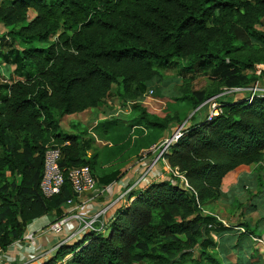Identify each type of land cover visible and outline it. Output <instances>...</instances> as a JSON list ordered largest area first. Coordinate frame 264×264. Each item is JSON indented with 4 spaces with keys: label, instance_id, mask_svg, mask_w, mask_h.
I'll use <instances>...</instances> for the list:
<instances>
[{
    "label": "trees",
    "instance_id": "obj_1",
    "mask_svg": "<svg viewBox=\"0 0 264 264\" xmlns=\"http://www.w3.org/2000/svg\"><path fill=\"white\" fill-rule=\"evenodd\" d=\"M30 10L35 16L24 24ZM0 23L10 29L0 33L3 250L34 219L64 215L76 197L72 167L89 165L105 187L143 147L187 121L166 158L191 188L163 179L133 190L107 232L64 243L39 264H264L254 239L264 234V94L252 100L224 94L222 112L211 120L204 104L263 78L257 65L264 64V0H0ZM16 38L27 46L17 47ZM177 61L187 72L210 71L216 83L203 90L184 84L164 116L149 112L143 102L155 91L150 83L158 66ZM92 108L106 115L92 132L80 123L77 133L63 131L65 116ZM135 128H141L136 135ZM98 139L107 142L99 146ZM51 143L61 148L65 180L47 197L41 181ZM243 166L253 169L252 179L241 182L248 198L236 207L262 218L226 225L204 210L224 195L228 174Z\"/></svg>",
    "mask_w": 264,
    "mask_h": 264
},
{
    "label": "built area",
    "instance_id": "obj_2",
    "mask_svg": "<svg viewBox=\"0 0 264 264\" xmlns=\"http://www.w3.org/2000/svg\"><path fill=\"white\" fill-rule=\"evenodd\" d=\"M264 70V64L257 65V73L261 74ZM149 92L152 94L153 89H150ZM235 93L239 95L240 93L243 96H247L252 100L255 95L264 94V87L259 86V83L256 81L254 84L247 87H234L232 89H227L224 93L214 95L210 97L204 104L207 106V118L211 120L213 117L219 115L222 112V106L220 102V97L224 94ZM247 93V95H244ZM184 122L181 124L171 135L165 137L159 142L154 143L152 146L143 150L140 154L141 160H145L148 156H152L150 160L146 161L142 165L135 183L130 185L123 191L111 204L121 203L122 206L130 203L134 198H129L131 191L138 188H145L149 184L157 180H170L178 179L179 183L185 188H191L189 185L188 179L184 172L180 170L178 166H172L166 158L168 152H170L172 145L183 135V129L185 127ZM69 144V141L66 142ZM150 152L151 154H147ZM62 157L61 148L59 146H49L45 153L44 159V174L41 181V189L45 196L51 197L55 194H58L61 191V188L64 184L65 176L60 167V160ZM162 163L164 165V171L158 172V165ZM68 177L72 184V187L76 193V197L68 199L66 207L68 208L64 215L52 221L49 225V231L56 235H62L65 232L66 226L71 223L74 219L77 221L78 225L71 229L66 236H64L55 246V250L64 243H73L80 239H83L86 234L91 232L105 233L108 230L109 223L113 220L114 214L110 220H104L108 208H101L98 212L91 216L85 215L81 209H83L85 202L81 199V196L86 192H97L104 191L105 187H99L96 177L94 176L91 167L89 165L75 166L72 167L68 172ZM101 189V190H100ZM205 213H210L207 210H204ZM219 218L222 219L220 216ZM241 230H244L243 227H238ZM24 238L32 240L35 238V233L33 231L26 232ZM259 244H264V234L261 237L254 238ZM0 247V255L4 252Z\"/></svg>",
    "mask_w": 264,
    "mask_h": 264
},
{
    "label": "crops",
    "instance_id": "obj_3",
    "mask_svg": "<svg viewBox=\"0 0 264 264\" xmlns=\"http://www.w3.org/2000/svg\"><path fill=\"white\" fill-rule=\"evenodd\" d=\"M148 109V108H147ZM119 111H122L121 109ZM149 112H151L148 109ZM153 113V112H151ZM158 114V113H155ZM166 113L164 112V115ZM160 115V114H158ZM160 115V116H164ZM106 115L103 111V108H92L87 109L80 113H75L71 115H67L63 118V121L61 122L62 129L65 132L68 133H77L79 132L78 129H75V124L80 123L83 127L87 126L89 130L92 132L94 126L98 123L100 119L105 118ZM67 125V126H65ZM141 128H135L133 129L135 131V135L137 133V130ZM147 131V130H146ZM171 135V131H167L166 134L164 133L163 136L156 142H159L160 140L164 139L165 137ZM107 141L103 140H97V144L99 146H103L106 144ZM155 142V143H156ZM153 145V144H152ZM151 145V146H152ZM149 147H143L141 151L139 152L138 156L142 153L143 150H146ZM91 154V152H89ZM148 156L145 160L140 161L141 158L138 159H132L131 162L123 169L124 173L120 177L119 180L111 183L110 185H107L104 191H97V192H86L81 196V199L84 200L85 205L81 211L87 215L91 216L98 212L101 208H105L106 206L109 207V204H111L116 198L121 194L123 191L126 190L130 185L135 183V180L138 177V174L140 170L142 169V165L144 162L151 159ZM136 158V156L134 157ZM107 165V164H106ZM105 165V166H106ZM158 172L164 171V165L160 163L158 165ZM238 174L236 171H238ZM253 173V169L251 167H240L235 171H232L228 174L226 177L223 185L222 190L224 192V195L217 199L216 201L212 202L210 205H208V208L205 209L209 212H215L218 206V203L220 201H229V203L234 208L236 207V201L237 199H240L244 202L247 201L248 198V192L244 190L240 184L243 180H251V175ZM100 187V186H99ZM101 188V187H100ZM143 189L138 188L136 190ZM101 190V189H100ZM116 197V198H115ZM243 197V198H242ZM67 205V204H66ZM122 207V204L119 202L115 204H111L108 208V211L106 215L104 216V220H110L112 217V214H116L117 211ZM68 208L64 207V212ZM211 210V211H210ZM218 215V214H217ZM250 219V218H247ZM53 221V218L48 215L41 216L39 218L34 219L30 224L27 226L26 232L33 231L35 233V238L32 240H28L24 238V235L22 238L16 240L7 250H5L0 255V264H39L44 262L46 259H48L50 256H52L55 252V246L57 243L68 234L71 229L78 225L76 220H72L71 223H69L66 228L65 232L62 235H56L49 231L48 225ZM264 228V224H262Z\"/></svg>",
    "mask_w": 264,
    "mask_h": 264
},
{
    "label": "rangeland",
    "instance_id": "obj_4",
    "mask_svg": "<svg viewBox=\"0 0 264 264\" xmlns=\"http://www.w3.org/2000/svg\"><path fill=\"white\" fill-rule=\"evenodd\" d=\"M35 16V13L33 10H30L29 18L24 23H28L33 17ZM22 24L16 26L15 28L20 27ZM10 29L6 28L2 23H0V33L8 32ZM15 44L19 48L26 47L27 44L19 39L16 38ZM11 67L8 65L2 63V69L4 72H9ZM159 70V77L157 80L151 82L150 84L154 88V92L151 94L148 92L146 96L144 97V106H146L151 112L158 113L160 115H164V112L167 111V103L168 102H174V97L176 95H179L180 89L184 84L189 83L191 88L194 90H203L206 88H209L213 86L217 78H215L210 71H204V70H192V71H184L182 68L181 63L179 61L175 62L174 64H170L167 66H158ZM259 86L264 87V76L261 77L258 81ZM244 95H247V93H244ZM229 97V96H228ZM234 97H243V94L240 93L239 95H235ZM112 104L114 108H120L125 107L122 105V102L117 99L112 100ZM130 107L126 106V109H124L125 113H129ZM205 110L201 112V116L204 117ZM191 114L189 115V117ZM186 122V121H185ZM67 126V125H65ZM180 125H175L171 128V134L179 127ZM166 134V132H165ZM50 146L52 145L49 144ZM147 154H151L150 152H147ZM141 156H136V158L133 159H140ZM239 170L236 171L238 174ZM116 198V197H115ZM243 198V197H242ZM217 209L214 213L218 214L222 219H224L226 222L231 224H239L241 221L247 220V218H250V221L252 224L257 223L261 218L262 214L259 212H253L249 215H242L240 208H234V205L232 206L229 201H220L218 203ZM260 252L264 255V244L260 243L256 246Z\"/></svg>",
    "mask_w": 264,
    "mask_h": 264
}]
</instances>
